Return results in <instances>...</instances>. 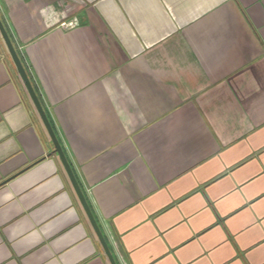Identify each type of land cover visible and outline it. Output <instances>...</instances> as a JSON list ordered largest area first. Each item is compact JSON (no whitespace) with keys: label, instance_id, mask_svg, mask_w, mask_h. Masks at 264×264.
Segmentation results:
<instances>
[{"label":"crops","instance_id":"1","mask_svg":"<svg viewBox=\"0 0 264 264\" xmlns=\"http://www.w3.org/2000/svg\"><path fill=\"white\" fill-rule=\"evenodd\" d=\"M0 18L117 264H264V0ZM0 264H111L1 34Z\"/></svg>","mask_w":264,"mask_h":264},{"label":"water","instance_id":"2","mask_svg":"<svg viewBox=\"0 0 264 264\" xmlns=\"http://www.w3.org/2000/svg\"><path fill=\"white\" fill-rule=\"evenodd\" d=\"M0 34L3 38L5 46L9 52L12 60H13V63L16 66V68L20 74V77H21L22 81L24 82L25 87H26L31 99H32L43 123L45 124V126L48 130V133H49L51 140H52L54 147H55V152L59 155V157H60V159H61V161L65 167V170H66V172H67V174L71 180V183H72V185H73V187H74V189H75V191H76V193H77V195H78V197H79V199H80V201H81V203L85 209V212H86V214H87V216H88V218H89V220H90V222H91V224H92V226H93V228H94V230L98 236V239H99L105 253L107 254L111 264H117L115 259H114L113 254H112V252H111V250L107 244V241H106L105 237L103 236V233H102V231L98 225V222H97L95 216L93 215V212H92V210H91V208L87 202L85 194H84V192H83V190H82V188H81V186H80V184H79V182H78V180H77V178L73 172V169H72V167H71V165H70V163H69V161H68V159L64 153V150H63V148H62V146H61V144H60V142H59V140L55 134V131H54V129H53V127L49 121V118H48V116H47V114H46V112H45V110H44V108H43V106L39 100V97H38L32 83H31V80L27 74V71H26V69H25V67L21 61V58H20L12 40H11V37L9 36V33L7 32V29H6L3 21L1 20V18H0Z\"/></svg>","mask_w":264,"mask_h":264},{"label":"built area","instance_id":"3","mask_svg":"<svg viewBox=\"0 0 264 264\" xmlns=\"http://www.w3.org/2000/svg\"><path fill=\"white\" fill-rule=\"evenodd\" d=\"M68 25H70V26H73V25H74V23H72V22H71V23H69Z\"/></svg>","mask_w":264,"mask_h":264},{"label":"trees","instance_id":"4","mask_svg":"<svg viewBox=\"0 0 264 264\" xmlns=\"http://www.w3.org/2000/svg\"><path fill=\"white\" fill-rule=\"evenodd\" d=\"M8 30V29H7Z\"/></svg>","mask_w":264,"mask_h":264}]
</instances>
